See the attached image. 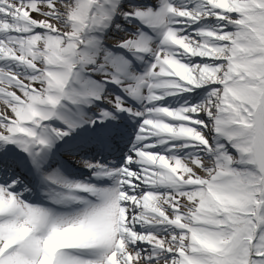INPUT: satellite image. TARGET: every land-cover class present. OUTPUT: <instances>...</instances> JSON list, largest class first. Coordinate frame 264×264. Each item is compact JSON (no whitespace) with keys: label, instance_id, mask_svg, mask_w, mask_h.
Returning a JSON list of instances; mask_svg holds the SVG:
<instances>
[{"label":"snow or ice","instance_id":"1","mask_svg":"<svg viewBox=\"0 0 264 264\" xmlns=\"http://www.w3.org/2000/svg\"><path fill=\"white\" fill-rule=\"evenodd\" d=\"M0 264H264V0H0Z\"/></svg>","mask_w":264,"mask_h":264},{"label":"bare ground","instance_id":"2","mask_svg":"<svg viewBox=\"0 0 264 264\" xmlns=\"http://www.w3.org/2000/svg\"><path fill=\"white\" fill-rule=\"evenodd\" d=\"M0 107H2V105H0Z\"/></svg>","mask_w":264,"mask_h":264}]
</instances>
